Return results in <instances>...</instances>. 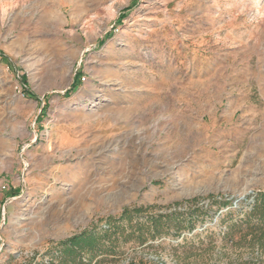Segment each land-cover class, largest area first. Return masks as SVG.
I'll use <instances>...</instances> for the list:
<instances>
[{"label": "rangeland", "instance_id": "1", "mask_svg": "<svg viewBox=\"0 0 264 264\" xmlns=\"http://www.w3.org/2000/svg\"><path fill=\"white\" fill-rule=\"evenodd\" d=\"M261 193L264 0H0V264L140 206L196 227L104 264H264Z\"/></svg>", "mask_w": 264, "mask_h": 264}, {"label": "trees", "instance_id": "2", "mask_svg": "<svg viewBox=\"0 0 264 264\" xmlns=\"http://www.w3.org/2000/svg\"><path fill=\"white\" fill-rule=\"evenodd\" d=\"M230 204V201H226L223 202L222 206ZM145 209L143 206L125 207L119 218L109 219L106 228H101L100 230H97V227L85 229L62 240L57 246L59 253L51 264H104L105 256L117 254L116 246L120 241L127 242L136 236V239L142 244L148 239L145 237V232L150 233V237L155 239L164 233L163 229L165 226L172 224L177 231L176 234L180 235V231L184 227V221L188 223L186 226L188 230L193 231L196 227L193 222L195 211L190 212L188 217L184 219L183 215L185 212L179 210L168 214H153L144 219L145 223L138 220L133 224L135 217L144 215ZM255 217L259 219V222L255 224L256 229L261 232L259 243L264 246V193L258 196L256 203L246 214V223L251 226L250 224ZM238 224V222H233L226 233L229 234ZM127 228L131 229V232L127 233ZM136 233L139 234L135 235ZM100 256L103 258L99 259ZM150 264L164 263L151 260Z\"/></svg>", "mask_w": 264, "mask_h": 264}, {"label": "built area", "instance_id": "3", "mask_svg": "<svg viewBox=\"0 0 264 264\" xmlns=\"http://www.w3.org/2000/svg\"><path fill=\"white\" fill-rule=\"evenodd\" d=\"M2 188H3V189H6V186H5V185H3V186H2Z\"/></svg>", "mask_w": 264, "mask_h": 264}, {"label": "crops", "instance_id": "4", "mask_svg": "<svg viewBox=\"0 0 264 264\" xmlns=\"http://www.w3.org/2000/svg\"><path fill=\"white\" fill-rule=\"evenodd\" d=\"M82 40H83V38H82Z\"/></svg>", "mask_w": 264, "mask_h": 264}, {"label": "water", "instance_id": "5", "mask_svg": "<svg viewBox=\"0 0 264 264\" xmlns=\"http://www.w3.org/2000/svg\"><path fill=\"white\" fill-rule=\"evenodd\" d=\"M244 197H245V196H244ZM244 197H243V198H244Z\"/></svg>", "mask_w": 264, "mask_h": 264}]
</instances>
